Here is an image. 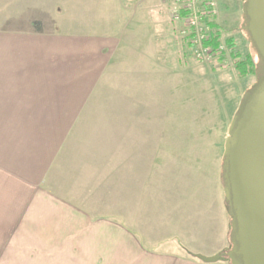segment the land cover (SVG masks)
Masks as SVG:
<instances>
[{"label":"rangeland","instance_id":"rangeland-1","mask_svg":"<svg viewBox=\"0 0 264 264\" xmlns=\"http://www.w3.org/2000/svg\"><path fill=\"white\" fill-rule=\"evenodd\" d=\"M230 1L214 0L216 15L202 22L208 28V23L214 25L207 36L220 35L218 49L226 54L221 62L211 56L209 60L197 57L199 42L203 45L206 39L200 41L198 33L190 36L193 48L183 44L189 35L171 15L163 16L159 24L152 19L156 10L140 12L130 35H119L126 39L121 54L116 55L92 93L88 106L99 113L87 117L89 130L81 132L84 139L73 136L79 146L74 147L73 154L64 153L60 162L66 166L75 160L71 172L73 177L80 174L76 179L83 182V189L92 188L101 196L108 191L112 201L107 200V204L115 222L145 249L171 250L200 264L204 263L191 254L214 257L210 251L222 248L219 254H227L233 249V215L224 191V145L232 121L264 82V64L254 49L250 54V42L240 29L242 0ZM79 2L75 13L83 29L89 27V21L93 23L92 12L103 17L98 20L101 26L108 22L104 16L109 3ZM139 2L133 4L138 7ZM109 11L112 15L113 9ZM227 40L233 43L232 53L251 55L255 77L237 76ZM104 141L109 146L99 154H113L115 162L103 165L100 176L94 173L99 170L91 167L80 173L85 169L81 163L84 159L98 162L97 149ZM94 150L97 157L88 155ZM125 153L130 156H125L128 162L122 164L128 173L124 196L120 157ZM112 170L113 178L108 176ZM213 264L241 262L229 256Z\"/></svg>","mask_w":264,"mask_h":264},{"label":"crops","instance_id":"crops-1","mask_svg":"<svg viewBox=\"0 0 264 264\" xmlns=\"http://www.w3.org/2000/svg\"><path fill=\"white\" fill-rule=\"evenodd\" d=\"M103 1L111 5L108 22L101 26L103 17L92 12L93 23L83 29L79 0H0V264H200L171 250L145 249L115 222L108 191L83 189L80 174L71 172L74 159L60 165L78 145L73 136L84 139L87 117L99 113L88 104L121 54L126 39L119 35H130L147 8L156 10L159 24L171 15L162 0H140L138 7ZM102 143L98 154L109 146ZM92 161L84 159L80 173L110 165L115 156ZM121 170L124 194L128 173Z\"/></svg>","mask_w":264,"mask_h":264},{"label":"water","instance_id":"water-1","mask_svg":"<svg viewBox=\"0 0 264 264\" xmlns=\"http://www.w3.org/2000/svg\"><path fill=\"white\" fill-rule=\"evenodd\" d=\"M240 29L264 64V0H244ZM228 131L223 170L225 199L233 215V249L196 258L212 264L235 256L241 264H264V82L245 101Z\"/></svg>","mask_w":264,"mask_h":264},{"label":"built area","instance_id":"built-area-1","mask_svg":"<svg viewBox=\"0 0 264 264\" xmlns=\"http://www.w3.org/2000/svg\"><path fill=\"white\" fill-rule=\"evenodd\" d=\"M124 1L135 2L137 0ZM162 2L163 5L169 7L174 23L182 25L188 35L195 34L196 36L198 33L200 41L205 39L209 28L202 25V22L205 19L210 20L216 15L217 6L214 0H162ZM196 54L203 60H209V57L212 56L210 49L200 42Z\"/></svg>","mask_w":264,"mask_h":264},{"label":"trees","instance_id":"trees-1","mask_svg":"<svg viewBox=\"0 0 264 264\" xmlns=\"http://www.w3.org/2000/svg\"><path fill=\"white\" fill-rule=\"evenodd\" d=\"M208 26H209V28L214 29L213 24L208 23ZM219 38H220V35L217 32L213 33L211 36L206 35V39L203 41V45L210 47L212 49V56L211 57H213L217 61L221 62L226 58V54H225V52L219 51V49H218V47L220 45L219 44ZM182 42H183V44L185 43V45L187 47L193 48L190 35L183 38ZM226 45L230 51L229 55L232 59L234 70L237 72V76L240 79H244L248 76L255 77L257 71H256V68L253 64L251 55H250L252 52L250 51V54L247 53L244 57H241L239 54L231 52L234 50L233 43L231 40H227ZM191 256L196 258V256H193L192 254H191Z\"/></svg>","mask_w":264,"mask_h":264}]
</instances>
